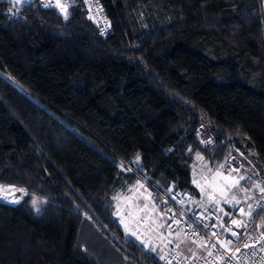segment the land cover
I'll list each match as a JSON object with an SVG mask.
<instances>
[{"label": "trees", "instance_id": "1", "mask_svg": "<svg viewBox=\"0 0 264 264\" xmlns=\"http://www.w3.org/2000/svg\"><path fill=\"white\" fill-rule=\"evenodd\" d=\"M97 2L108 38L80 0L67 19L0 3V184L26 192L0 203V264H160L115 198H198L197 156L264 185V0Z\"/></svg>", "mask_w": 264, "mask_h": 264}, {"label": "built area", "instance_id": "2", "mask_svg": "<svg viewBox=\"0 0 264 264\" xmlns=\"http://www.w3.org/2000/svg\"><path fill=\"white\" fill-rule=\"evenodd\" d=\"M75 1L59 0L63 7H58L56 0H38V4L44 10H53L65 15ZM80 1L99 35L108 38L112 27L102 6L97 0ZM49 4L52 6H45ZM143 181L155 200L167 230L206 250L202 256L191 258L180 253L178 244L172 245L160 264H264V198L253 205L252 211L240 204L232 212L221 217L212 210L193 205L191 194L180 191L175 183L163 192L146 180ZM14 189L18 190V199L11 198L10 191L14 192ZM25 194L19 187L0 184L1 204L16 206ZM241 208L244 209L243 212L239 211ZM233 221L237 223L233 224ZM233 232L236 235H233ZM229 240L232 241L231 244L228 243Z\"/></svg>", "mask_w": 264, "mask_h": 264}, {"label": "rangeland", "instance_id": "3", "mask_svg": "<svg viewBox=\"0 0 264 264\" xmlns=\"http://www.w3.org/2000/svg\"><path fill=\"white\" fill-rule=\"evenodd\" d=\"M192 183L198 194L192 204L212 210L221 217L240 204L252 211L253 205L264 198L263 181H252L249 172L242 170L239 165L212 167L199 156L192 168ZM17 191L14 189L15 194L10 191L11 198H19ZM115 218L125 240L157 255L159 261L176 244L186 257L196 258L206 252L204 248L196 247L183 240L179 234L167 230L155 200L142 180L116 196ZM88 238L92 239L91 235Z\"/></svg>", "mask_w": 264, "mask_h": 264}, {"label": "water", "instance_id": "4", "mask_svg": "<svg viewBox=\"0 0 264 264\" xmlns=\"http://www.w3.org/2000/svg\"><path fill=\"white\" fill-rule=\"evenodd\" d=\"M34 2H35V0H20L19 3H16L15 0H12V2L10 3L9 0H0V3L14 6L17 9H21V8L30 6Z\"/></svg>", "mask_w": 264, "mask_h": 264}, {"label": "snow or ice", "instance_id": "5", "mask_svg": "<svg viewBox=\"0 0 264 264\" xmlns=\"http://www.w3.org/2000/svg\"><path fill=\"white\" fill-rule=\"evenodd\" d=\"M9 2L11 3V2H12V0H9ZM15 2H16V3H19V2H20V0H15ZM56 3H57V6H58V7H63L62 5H60V3H59V0H56ZM45 6H46V7H51L52 5H50V4H49V5H45ZM65 19H67V13H66V12H65ZM33 203H34V205H35V203H36V202H35V201H33ZM239 211H240V212H243V211H244V209H243V208H241V209H239ZM235 223H237V222H236V221H233V224H235ZM232 234H233V235H236V233H235V232H233ZM228 243H229V244H231V243H232V241H231V240H229V241H228Z\"/></svg>", "mask_w": 264, "mask_h": 264}, {"label": "crops", "instance_id": "6", "mask_svg": "<svg viewBox=\"0 0 264 264\" xmlns=\"http://www.w3.org/2000/svg\"><path fill=\"white\" fill-rule=\"evenodd\" d=\"M263 12H264V3H263Z\"/></svg>", "mask_w": 264, "mask_h": 264}]
</instances>
